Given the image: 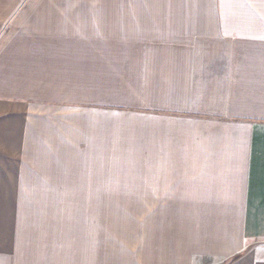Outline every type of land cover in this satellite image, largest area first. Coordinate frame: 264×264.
Returning a JSON list of instances; mask_svg holds the SVG:
<instances>
[{"label":"crops","instance_id":"obj_1","mask_svg":"<svg viewBox=\"0 0 264 264\" xmlns=\"http://www.w3.org/2000/svg\"><path fill=\"white\" fill-rule=\"evenodd\" d=\"M7 117L10 161L32 140L78 166L41 192L90 212L55 235L28 211L38 244L16 232L0 264H264V0H0ZM104 209L144 211L114 253Z\"/></svg>","mask_w":264,"mask_h":264},{"label":"rangeland","instance_id":"obj_2","mask_svg":"<svg viewBox=\"0 0 264 264\" xmlns=\"http://www.w3.org/2000/svg\"><path fill=\"white\" fill-rule=\"evenodd\" d=\"M62 108L56 107L53 110L47 112V114L53 112L56 113L57 120L60 122L68 121L70 115L63 114ZM74 115H71V119L73 120ZM78 120V119H74ZM3 121H6L0 127H6V130L3 131L0 128V136L2 134V138H0V151L3 148V143H6V149H8L7 158L3 159L0 155V253H16V247H18V243H25V231L28 230L30 226L29 219L31 216L28 214V211L33 212L34 208H44L42 212V216H38L37 212L40 210L34 211L36 213L37 218L43 219L44 221L37 222V230L40 233H44L43 231L51 230L54 231L55 235H61L65 230H70V233H74V229L80 228V217L85 216L86 213L90 211H82L79 210H71V205L80 201L78 197L80 195L74 194H55L41 192V190L46 191L45 183L48 180L47 176L50 174H54L56 172L62 174V170L64 169H79L78 166H74L73 163L68 162L67 167L57 165V163L49 161L50 157L41 151V147L37 144L35 145L32 140L29 142V145L24 146V150L22 152L21 161L12 162L10 160L11 156L14 155V150L8 147V144L11 143V138H14V134L21 133L19 130H15L14 128L20 124L19 121L16 122L14 117H7ZM46 119L40 118L37 127L44 126L49 127L46 124ZM25 122H23L24 124ZM36 126V123H35ZM38 128V129H39ZM10 130L12 131V136L9 135ZM37 136L39 137H50L51 133L47 128L43 130L37 131ZM77 136H79V131H74ZM40 133V134H39ZM25 136V130L23 131ZM20 140V139H19ZM30 140V139H29ZM32 142V143H31ZM33 144V145H32ZM20 150L21 148L18 147ZM19 150L17 151L19 153ZM40 150V151H39ZM65 152L63 150L60 152L61 156H63ZM0 154H3L1 152ZM45 154V155H41ZM66 154L69 153L66 152ZM49 162H48V161ZM16 161V160H15ZM23 164V170H21ZM34 167V168H31ZM21 167V168H20ZM60 170V171H59ZM22 172L21 185L18 184V179H16V175L18 172ZM34 171V172H32ZM36 171V172H35ZM38 175H43L45 178H41ZM8 176V177H7ZM52 184L55 182L54 177L52 176ZM59 201L61 204H55L56 207H60L59 209H53L52 202ZM46 203L49 205L47 206ZM60 205V206H58ZM48 208V209H46ZM130 218H141L144 215L143 210H102L101 218H102V235L104 242V253H114V247L116 246L118 240H126L128 230L134 231L137 227H139L138 220H129L124 217ZM39 224V225H38ZM82 225L84 222L81 223ZM129 224V225H127ZM82 228H85L84 226ZM16 232L18 234H22L21 238L23 240L16 241ZM37 234H32V236L27 239L30 240V245L33 243V239L35 240V244L39 242ZM54 235V236H55ZM63 235V234H62ZM53 238V237H52ZM55 238V237H54ZM20 239V238H19ZM50 239V238H49ZM34 244V245H35ZM34 248V247H33Z\"/></svg>","mask_w":264,"mask_h":264}]
</instances>
